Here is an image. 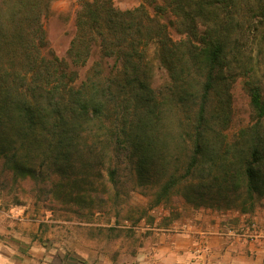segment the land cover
I'll return each instance as SVG.
<instances>
[{"label": "trees", "instance_id": "trees-1", "mask_svg": "<svg viewBox=\"0 0 264 264\" xmlns=\"http://www.w3.org/2000/svg\"><path fill=\"white\" fill-rule=\"evenodd\" d=\"M54 1L0 0V191L16 205L35 198L43 209L60 206L88 223L106 212L118 223H140L184 185L201 196L234 194L253 214L264 198L258 83L247 81L253 122L234 141L223 130L230 81L240 74L231 45L235 17L245 5L264 19V0H169L154 16L142 4L122 10L111 0H83L70 60L49 48L42 19ZM151 44L170 75L169 97L151 86ZM96 51L101 60L80 80ZM103 61L108 68L112 62L108 73ZM174 133L188 160L182 173L159 183L151 172L165 167ZM134 175L133 189L150 203L122 215L118 184Z\"/></svg>", "mask_w": 264, "mask_h": 264}, {"label": "rangeland", "instance_id": "rangeland-1", "mask_svg": "<svg viewBox=\"0 0 264 264\" xmlns=\"http://www.w3.org/2000/svg\"><path fill=\"white\" fill-rule=\"evenodd\" d=\"M82 1L55 0L50 10L43 16L49 48L61 59L70 60L68 52L77 33L76 18L81 10ZM111 1L115 7L122 10L133 9L142 4L152 16L156 14L157 5L164 6L169 2V0ZM172 19L167 18L165 21L169 24L172 37L178 40L181 35L175 25L171 24L170 21H174ZM235 22L237 25H234L235 31L231 33V45L236 49L234 67L240 74H237L236 81H230L229 86L231 106L228 110V123L223 130L229 141H234L239 131L253 122L247 81L258 83L264 93V19L243 5L236 14ZM149 59L152 65V88L162 89L164 95L169 97L171 78L160 64L154 44L149 47ZM100 60V54L96 51L86 66L79 70L80 80L84 79L94 64ZM109 63L108 68V62L103 61L106 73L112 67V62ZM244 70L248 74H242ZM171 140L172 143H168V149L162 154L165 167L154 168L151 172V179L159 183L165 181L170 173H182L188 160L189 151L183 150L176 133L171 136ZM121 173L120 178L123 181L125 171ZM133 179L132 183L118 184L126 201L122 205V215L129 208L148 207L150 203L149 199L133 189L134 182L137 181L136 175ZM203 192L186 185L179 186L163 204L149 208L146 219L132 224L123 220L118 223L112 212L97 213L92 217L93 222L88 223L60 206L43 209L41 203L34 204L35 198L25 199L23 204L16 205L10 196L0 191V217H23V221L18 222L23 223L22 228L26 230L31 229L33 225H39L37 246L42 257L40 262L47 264H140L143 261V249L148 245L146 237L155 232L159 233L163 228L174 227L179 230L180 224L190 221L200 224L203 221L205 223L220 221L236 229L244 222L251 225L252 221H257L264 231V198L258 199L252 214L241 210L240 201L234 194L226 196L214 191L201 196ZM243 217L244 221H241Z\"/></svg>", "mask_w": 264, "mask_h": 264}, {"label": "crops", "instance_id": "crops-1", "mask_svg": "<svg viewBox=\"0 0 264 264\" xmlns=\"http://www.w3.org/2000/svg\"><path fill=\"white\" fill-rule=\"evenodd\" d=\"M23 219L0 217V264H47L40 262L39 225L23 229ZM197 223L146 237L140 264H264V231L258 224L259 234L250 237L245 222L237 229L220 221Z\"/></svg>", "mask_w": 264, "mask_h": 264}, {"label": "built area", "instance_id": "built-area-1", "mask_svg": "<svg viewBox=\"0 0 264 264\" xmlns=\"http://www.w3.org/2000/svg\"><path fill=\"white\" fill-rule=\"evenodd\" d=\"M245 229L250 237H255L257 234H259L257 233L258 232L257 221H252L251 225H248L247 227H245Z\"/></svg>", "mask_w": 264, "mask_h": 264}]
</instances>
